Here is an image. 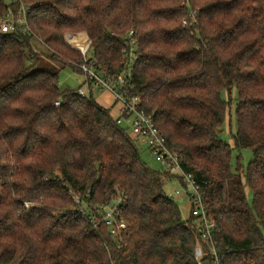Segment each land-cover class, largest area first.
<instances>
[{"label": "trees", "instance_id": "16d2710c", "mask_svg": "<svg viewBox=\"0 0 264 264\" xmlns=\"http://www.w3.org/2000/svg\"><path fill=\"white\" fill-rule=\"evenodd\" d=\"M20 3L32 35L0 33V264H199L165 191L179 180L142 162L110 109L58 88L81 63L66 33H84L97 67L118 74L129 31L134 93L204 199L219 264H264V0H0V18ZM242 149L244 171L231 164ZM116 196L120 244L96 214ZM200 262L212 263L206 248Z\"/></svg>", "mask_w": 264, "mask_h": 264}, {"label": "built area", "instance_id": "2783aa9c", "mask_svg": "<svg viewBox=\"0 0 264 264\" xmlns=\"http://www.w3.org/2000/svg\"><path fill=\"white\" fill-rule=\"evenodd\" d=\"M6 3L13 5L16 0H8ZM27 12L28 8L20 3L16 14L6 13L0 18V33L9 34L19 29L23 33L32 35V31H30L27 24ZM133 36V32L129 31L122 51L124 62L118 74H109L106 69L97 67L95 60L89 56L90 41L84 33H66L63 39L66 45L77 50L81 55V63L77 68L79 74L83 76L82 85L108 92L118 107V116L115 117L116 124L126 125L135 140L139 141L155 161L164 167L163 172L178 179L183 186V190H176L174 195L186 194L188 199L190 206L189 219L198 238V245L194 249L195 259L201 264L200 261L206 248L212 259L211 264H219L213 242L214 222L208 214L204 199L192 177L185 174L180 168L176 154L167 148L164 136L158 132L151 117L144 113L141 108L142 100L140 96L134 93L132 69L137 60L138 50ZM76 93L80 97H87L82 89H78ZM54 105H58V102H55ZM120 203H122V197L116 196L96 211L99 216V223L107 229L109 235L118 244L121 243L126 229V225L120 216ZM25 205L27 206V204ZM78 211L82 212L81 209H78ZM91 220L94 223L93 218ZM93 225L96 226V223Z\"/></svg>", "mask_w": 264, "mask_h": 264}, {"label": "rangeland", "instance_id": "374dc122", "mask_svg": "<svg viewBox=\"0 0 264 264\" xmlns=\"http://www.w3.org/2000/svg\"><path fill=\"white\" fill-rule=\"evenodd\" d=\"M4 2H8V0H4ZM83 76L68 69L64 68L58 74V88L62 91L64 90H75L82 89L84 94L91 96L92 99L101 105L104 108L110 109L111 116L113 118L118 116V107L114 103L113 98L108 92L99 91L95 87H85L82 85ZM221 97L225 100H228L229 106L228 110L225 114L224 123L222 125L221 138L224 142L232 145V134L235 133L236 130V122H235V104H236V92L234 90L228 95L226 92L221 93ZM129 135L131 133L128 131ZM140 158L142 162L146 164L147 167L157 170L163 171L164 167L160 165L155 159L145 150L144 146L139 141H134ZM252 159L251 150L242 149V150H233L232 151V168L239 167L242 171L245 170L248 163ZM178 190H183V186L176 180L169 181L166 185V195L171 198L176 206L179 209L180 217L182 220H188L190 218V206L188 203V199L186 194L184 195H174V192ZM248 203L251 204V196H248ZM201 264H207L206 262H202Z\"/></svg>", "mask_w": 264, "mask_h": 264}]
</instances>
